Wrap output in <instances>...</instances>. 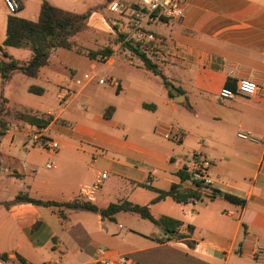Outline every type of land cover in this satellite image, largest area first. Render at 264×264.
Returning a JSON list of instances; mask_svg holds the SVG:
<instances>
[{
  "label": "crops",
  "instance_id": "obj_1",
  "mask_svg": "<svg viewBox=\"0 0 264 264\" xmlns=\"http://www.w3.org/2000/svg\"><path fill=\"white\" fill-rule=\"evenodd\" d=\"M100 1L90 7L84 32L91 34L94 43L108 41L105 45L112 54L95 60L126 74L132 70L144 74L146 80L152 76L161 82L143 68L135 55L113 40L114 33L123 34V29L117 25L119 20L110 17L113 13L100 9ZM0 8L5 14L1 46L8 16L2 0ZM182 8L180 19L158 18L147 26L162 40V47L151 60L169 82L183 90L182 101L168 98L164 87L163 97L128 99L125 92L130 82L125 75L113 81L121 99L102 103L85 115L84 119L92 124H55L77 100V95L71 93L68 105L59 114L45 113L54 116L44 130L48 138L58 142L56 153L26 145L25 130L10 127L0 137V182L16 178L11 175L15 170L17 180L29 178L25 193L32 198L71 202L85 200L80 196L81 188L91 185L98 174L106 173L91 203L101 209L120 201L146 205L153 217L164 216L181 223L178 238L169 237L152 223L155 229L147 227L130 213H118L111 222L85 211H65V218H60L50 209L32 204L7 209L0 206L1 264H92L97 249L130 255L141 264H264V256L256 255L258 249H264V0H183ZM10 49L3 47L6 53ZM59 49L62 48L50 53L36 77L15 73L2 85L0 76V103L14 80L22 83L28 95H32L28 93L30 86L40 87L43 93L35 96L37 99L48 93L63 95L66 90H58L42 73L43 68L49 70ZM29 53L23 58L11 57L27 62ZM73 73L70 72V82L77 85L72 81ZM243 79L258 86L253 98L236 96L222 101L224 104L212 99L218 97L221 88L233 90ZM192 92L197 99H186ZM143 104L149 107L143 108ZM176 104L185 105L193 114L198 130L207 122L213 123L210 146H205L203 138L182 132L185 130L177 142L162 137L160 129L170 127L166 123L169 116L177 114ZM108 107L113 111L105 118ZM20 109L38 113L24 106ZM239 133L253 140H242ZM17 134L23 135V140L15 143ZM35 153L53 158L55 168L49 178L37 176L33 170ZM195 153L210 161L209 189L196 188L186 171ZM181 171L188 178L180 180L177 173ZM140 185L163 191L176 185L180 190L197 191L201 198L187 203L171 198L152 203L157 194ZM212 190L237 197L243 204L212 197ZM6 201L10 200L0 203Z\"/></svg>",
  "mask_w": 264,
  "mask_h": 264
},
{
  "label": "rangeland",
  "instance_id": "obj_2",
  "mask_svg": "<svg viewBox=\"0 0 264 264\" xmlns=\"http://www.w3.org/2000/svg\"><path fill=\"white\" fill-rule=\"evenodd\" d=\"M18 1L20 2L22 7L15 14L17 17L26 20H35L38 18L40 11V4L42 0H18ZM46 1L57 8L77 14H84L88 12L90 10V7L93 6L95 3L96 4L101 3L100 0H89L84 4H80V3L78 4L77 0H68V2L67 0H46ZM123 3L131 4L132 2L124 0ZM110 17L113 20L120 18L116 14L113 15L111 14ZM4 22H5V14L2 8H0V30L2 29V25H4ZM114 34L115 35L113 37V40L116 42V39H118L119 34L117 33ZM72 40L74 41V45L72 46L71 49L68 50L59 49L57 54L52 58L51 65L49 67L50 71L46 70L45 68H43L42 70L43 71L42 73L46 74L48 80H52L53 84H56L58 90H60V88L65 89L66 91H69V94L71 93V95L73 96L77 95L76 98H74L77 100L74 101L69 106V108H67L68 110H66L65 114L61 116V120H57L55 124H63L65 127H67V124L64 123V121L68 122L69 124H74L76 122L82 124H92V122H88L87 120L84 119L87 113L91 112V110H94L93 109L94 107L99 108V106H101L102 103L110 102L109 104H111V102L114 99H121L122 96L121 95L118 96L119 94H121V92L116 91L117 87L112 86L109 81H107L105 84L100 85L97 82L99 78L118 82L120 77H124L126 75L129 78V82H130L129 91L125 92L126 97L128 99H137V98L152 99L154 97L156 99L158 97H163V95H165L163 92V86L159 81V79L153 78L151 76L150 78L151 80L149 79L146 80L145 77L143 76L144 74L137 73L136 71L133 72L132 70L129 71L128 74H126L123 71L118 70L116 67H110V66L107 67L103 65L102 62L96 61L95 59H91L88 56L90 52H95L101 47L106 46L105 44H107L108 41L102 42L101 40H99L97 41V43H94L93 40L91 39V34L84 31L75 35L72 38ZM78 40L79 43H76V41ZM7 54L10 56H15L16 58H23L28 56L30 53L26 49L23 50V49L11 48L7 52ZM71 71H74L73 73L74 75H72L73 76L72 81H75L79 78L81 81V85H74L70 82ZM88 74H94L96 76V79L86 84V86L83 88L82 85L83 83H85L86 80L82 79L81 76ZM19 77L23 78V76H19ZM11 85L12 86L9 89L10 91H8V93L5 92L6 95H4L6 101L7 114L2 115L1 118L4 119L5 123L8 124L7 128L11 127L19 131L25 130L24 131L25 142L26 145H29V141L27 140L26 133L29 131H34L39 128L31 126L28 123L19 120L18 114L20 113L31 114L33 116H36L37 118H42V119H47L48 117H51V121H52L54 116L45 113L49 111L53 115L59 114V112L65 109L66 106L68 105L67 100L69 95L62 98V96L57 97V96H53V94L51 93H48L42 99H37L35 96H41V95L33 94L29 92L28 93L32 95H28L27 92L23 91L22 83H20L18 80H14V82ZM13 89H15L14 92ZM5 91L7 90L5 89ZM180 97L183 96H178L175 99H178ZM196 97H197L196 93L192 92V95L187 96L186 99H197ZM87 99H93V101L88 102L86 101ZM212 99H216L218 103L224 104L222 100H220L218 97H214ZM176 105H177V110H176L177 114L169 116V120L167 121L166 126L176 128L177 130L180 131L185 130L182 132L186 134L199 136L203 138V143L205 144V146H210L209 138L213 137L214 134L213 128H215L213 123L211 121L207 122L204 128L200 131L196 126H194L195 124L194 116L185 107V105L182 104L181 105L176 104ZM21 106L32 109L34 112H38L39 114L33 113L32 111H28V110L24 111L20 109ZM216 126L218 128L221 127L219 125ZM17 140L19 142L23 140V135L17 134L15 136V143ZM31 148H37V149L39 148V150H42L40 147H36V146ZM33 159H34V164L33 163L31 164L34 167L33 170L35 171L36 175L49 178L52 173V169L49 170L46 169L45 165L47 163H53L54 162L53 158L42 155L41 153H35ZM27 165H30V163H28ZM27 168L29 169V167ZM11 175L16 178L19 177L15 170L12 171ZM16 178H11L7 180L5 183L0 182V200H11L14 198L16 194L27 191V185H30V182H28L29 178H27L24 181L17 180ZM134 219L136 221H139L140 223H143L147 227H152V229H155L154 226L148 221L141 220L137 217Z\"/></svg>",
  "mask_w": 264,
  "mask_h": 264
},
{
  "label": "trees",
  "instance_id": "obj_3",
  "mask_svg": "<svg viewBox=\"0 0 264 264\" xmlns=\"http://www.w3.org/2000/svg\"><path fill=\"white\" fill-rule=\"evenodd\" d=\"M102 1L103 3L100 6L101 10L106 9L108 4L115 1L123 5L135 7L133 2L131 4H126L123 3L124 0ZM89 14V11L84 14L68 12L51 5L46 0H42L40 4L39 15L35 21L19 18L16 15H8L6 19L5 39L0 46V76L2 85L8 82L15 73H21L26 77H36L39 73V70L47 64L50 53L53 50L58 48L67 50L71 49L74 43L70 39L86 29ZM124 39L125 35L119 34L116 42L120 44V47L123 50H127L135 55V57L142 63V66L145 70L150 71L152 74L158 76L161 79L168 98L174 99L183 95V90L175 87L171 82H169L158 69V66L151 59L147 58L140 51L138 46L134 45L131 41L124 42ZM3 47L28 49L31 52V58L27 62H20L4 52ZM111 54V48L104 47L98 51L90 52L88 56L91 59H96L97 56H100L101 58H109ZM28 92L41 95L43 90L41 88L30 86L28 88ZM142 106L143 108L149 107L146 104H143ZM112 111L113 108L108 107L104 112V117L109 118ZM5 114H7L6 101L5 99H1L0 137L6 132V130L9 129L7 128L8 124L5 123L4 119L1 118V116ZM18 119L37 128H46L51 122V117L42 119L25 113L18 114ZM184 171L177 173V176L180 178V180L188 178L186 174L184 175ZM140 186L150 189L157 194L152 203L159 202L166 198H171L177 203H187L190 200H199L201 198L200 193H197V191L180 190L176 185H171L166 191L158 190L146 185ZM198 186L199 185H196V187ZM212 193V197L217 195L229 202L243 204V200L232 195L213 190ZM18 204H32L34 206L48 208L60 218H65V211H85L97 214L102 219H107L111 222H114V216L116 214L121 212L130 213L143 220L149 221L156 227L162 228L166 235L173 238H178L177 233L179 227L181 226L179 221L168 217H153L148 206L146 205L141 206L132 204L128 201L111 203L106 208L101 209L90 201L82 199H75L71 202H56L51 200L35 199L30 197L25 192H20L16 194L12 200L0 203V206H3L7 209ZM190 229L191 227H188V230ZM187 244L190 245V243ZM1 258L5 260L6 256L3 255ZM19 260L23 262L21 258H19Z\"/></svg>",
  "mask_w": 264,
  "mask_h": 264
},
{
  "label": "built area",
  "instance_id": "obj_4",
  "mask_svg": "<svg viewBox=\"0 0 264 264\" xmlns=\"http://www.w3.org/2000/svg\"><path fill=\"white\" fill-rule=\"evenodd\" d=\"M2 4L8 15H15L20 10L21 4L18 0H2ZM135 7L129 5H123L117 1L108 4L107 9L109 12L118 15L117 25L125 35L124 42L131 41L134 45L138 46L140 51L149 59L155 58L158 50L162 47V40L148 30L147 26L157 20L158 18H165L168 20H178L183 14V0H134ZM105 58H103L104 60ZM96 79V76L85 77V83L88 84L92 80ZM107 81L112 86L115 83L108 79H98V84H105ZM77 85H81V81L75 80ZM259 88L258 86L247 79L240 80L235 89L221 88L218 91V98L222 101L233 100L236 96L243 98H253ZM68 91H65L62 96H68ZM160 134L163 138L173 140L175 142L180 141L183 137V133L180 130L173 129L172 127L160 129ZM238 138L242 140H253V138L247 134L239 133ZM27 140L29 141V147H40L43 151L49 153H56L59 144L56 140L48 138L45 134L44 128H39L34 131L26 133ZM46 169H54L53 163H47ZM210 161L207 157L201 153H195L192 155V160L186 170L193 185H199L196 188L209 189L211 180L209 178ZM106 173H100L91 185L84 186L80 190L81 198L86 201H93L96 193L99 191L103 181L106 179ZM264 198V194H263ZM256 255L264 256V249H258ZM1 264V263H0ZM92 264H141L134 260L130 255L118 254L106 249H97V256L93 260Z\"/></svg>",
  "mask_w": 264,
  "mask_h": 264
},
{
  "label": "water",
  "instance_id": "obj_5",
  "mask_svg": "<svg viewBox=\"0 0 264 264\" xmlns=\"http://www.w3.org/2000/svg\"><path fill=\"white\" fill-rule=\"evenodd\" d=\"M183 97H180L178 99H176L177 101H182Z\"/></svg>",
  "mask_w": 264,
  "mask_h": 264
}]
</instances>
